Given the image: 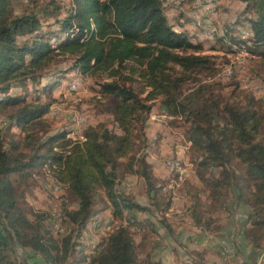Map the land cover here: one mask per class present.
<instances>
[{"label": "trees", "instance_id": "obj_1", "mask_svg": "<svg viewBox=\"0 0 264 264\" xmlns=\"http://www.w3.org/2000/svg\"><path fill=\"white\" fill-rule=\"evenodd\" d=\"M241 1L250 10L247 14L256 16H248V26L238 35L229 32V51L234 53L237 46L264 59V0ZM174 18L178 25L171 23L163 0H73L60 21V34L46 37L38 34L43 27L38 14L15 15L13 0H0V111L16 108L8 117V132H21L17 139L11 135L8 146L0 140V219L6 232L0 234V264H19L10 256L12 245L39 254L45 264H162L149 249L154 224L147 223L140 242L135 238L136 226L145 224L135 215L148 209L118 190L120 175H131L144 180L152 201L163 196L167 180H160L137 152L156 101L166 116L186 124L211 210L227 204L228 190L222 189L228 187L234 210L249 209L241 230L252 247L245 261L258 264L264 253V108L251 94L241 100L226 98L223 87L212 81L219 72L218 60L204 54V42H193V31L184 28L191 18ZM243 30L251 33L246 40ZM52 39L58 40L56 46ZM61 55L73 59V71L102 78L99 94L113 101L120 132L99 123L87 127L82 140L68 138L67 132L51 134L45 120L51 104L9 94L13 81L22 77L21 82H36L39 72ZM233 161L243 169L238 184L225 182L223 172L219 179L207 175ZM46 172L69 194L71 204L63 205L62 223L71 228L62 232L51 214L23 207L34 179ZM162 199L155 205L166 206L167 215L171 203ZM107 211L119 224L88 253L80 240ZM210 212L202 205L192 208L190 217L196 227L211 230L212 216L206 218Z\"/></svg>", "mask_w": 264, "mask_h": 264}, {"label": "rangeland", "instance_id": "obj_2", "mask_svg": "<svg viewBox=\"0 0 264 264\" xmlns=\"http://www.w3.org/2000/svg\"><path fill=\"white\" fill-rule=\"evenodd\" d=\"M197 1L163 0L170 19L173 14L178 17L184 14L187 20L188 17L191 18L188 25L190 28L188 31H193L191 39L193 42H204V54L214 56L218 60L219 72L212 81L223 87L226 98L241 100L251 94L264 108V59L241 51L237 46L232 47L234 53L229 51L231 46L229 32L238 35L240 28L248 26L249 23L246 21L248 16L255 17V13L247 14L250 10L246 12V4L241 0H205L207 11L196 7ZM72 3L73 0H13V7L15 15L30 12L38 14L43 26L38 34L50 37L60 34V21L68 16ZM243 32L247 34L249 31ZM246 34L241 33L242 39L246 40L251 35L250 32L248 36ZM57 43L58 40L52 39L53 46ZM72 68L71 57L58 56L39 72L40 76L36 82L31 79L21 82L22 77L13 81L9 94L27 102L51 104L49 113L45 116L51 134L67 132L68 138L74 141L82 140L84 130L99 123H106L120 132L115 128L113 101L99 94V83L103 81L102 78L97 74H80ZM78 78L81 79L80 85L72 86ZM15 110L16 108H9L0 111V140H3L6 146L12 139L11 135L15 139L21 137L19 129L13 128L8 132L10 126L8 117ZM144 133L137 152L146 157L152 164L155 175L162 181L167 180V184L163 196H158L152 201L143 179L120 175L119 193L148 209L147 213L135 215L140 222L145 223L136 226V240L138 242L142 240L141 234L146 233V225L151 222L160 229H156L149 249L153 250L154 260H160L162 264H172V261L167 260L168 253L180 256L175 264H246L245 258L252 247L244 240L241 230L248 223L249 209L241 207L234 210L230 194L232 188L228 187L222 189L223 192L228 190V197L225 198L227 204L218 205L215 210H211L207 200L209 192L198 178V166L192 157L190 143L186 139V124L182 120L174 121L166 116L160 108V102L156 101L146 121ZM172 159L180 160L182 164L184 173L179 178L172 177L171 172L174 174L176 172L168 168V162ZM221 172L224 173L225 182L236 181L238 184L243 169L239 161H233L222 169H216L213 174L208 172L207 175L210 178L214 175L215 179H219L222 178ZM34 180L31 189L26 192L24 209L32 213L51 214L56 218V230L58 232L66 230L69 226L62 223V208L64 204H71L66 189L59 186L47 172ZM165 197L166 201L171 203L167 215L163 212L166 206L162 205L159 209L155 205L162 203V198ZM202 205L205 211H212L206 214V218L212 216L210 219L214 224L211 230L196 227L190 217V210ZM133 220L136 221L135 218ZM115 222L107 211L91 223L80 240L88 253L94 252L105 235L119 224V221ZM139 227H142V231H139ZM185 230L192 234L187 236ZM58 232L56 231V236H59ZM5 233L0 219V234L5 236ZM184 246L188 249L184 250ZM11 250V258L17 260L19 264H45L39 254L30 249L12 245ZM145 250L144 247L139 250L143 258L146 257ZM261 263L264 264V254Z\"/></svg>", "mask_w": 264, "mask_h": 264}, {"label": "crops", "instance_id": "obj_3", "mask_svg": "<svg viewBox=\"0 0 264 264\" xmlns=\"http://www.w3.org/2000/svg\"><path fill=\"white\" fill-rule=\"evenodd\" d=\"M167 16H168V15H167ZM168 17H169V16H168ZM174 17H177L176 14H175V15L173 14V16H172V18L170 19V21H171V23H175L176 25H178L180 21H178V19H175ZM181 21H182V20H181ZM176 27L178 28V26H176ZM184 28H187V29L190 30V28H189V26H188L187 24L184 26ZM156 229L159 230L160 227H156ZM199 230H200V229H199ZM186 231H187V230H185L184 233H186L187 236L192 234V233H189V232H186ZM187 236L185 237V240H186ZM190 240H191V239H190ZM182 244H183V243H182ZM182 248H183V247H182ZM183 249H184V250H185V249L187 250L188 248H187V246H184ZM206 256H207V255H206ZM179 258H180V256H178V255H176V254H174V253H172V254L168 253V255H167V260L172 261V264H175L174 262L179 261Z\"/></svg>", "mask_w": 264, "mask_h": 264}, {"label": "built area", "instance_id": "obj_4", "mask_svg": "<svg viewBox=\"0 0 264 264\" xmlns=\"http://www.w3.org/2000/svg\"><path fill=\"white\" fill-rule=\"evenodd\" d=\"M196 7L198 8H201V9H205L206 10V3H205V0H198L196 2ZM207 11V10H206ZM242 33L246 34L245 32L242 31ZM80 81L81 79L78 78V80L76 81V83H74L72 86H79L80 85ZM70 88V87H69ZM174 163V162H173ZM182 168H178L177 167V174L175 177H178L179 178V174H180V171H181ZM174 199V198H173ZM264 254V253H263ZM263 254L261 255V257L259 258L258 260V264H262L261 261L263 260Z\"/></svg>", "mask_w": 264, "mask_h": 264}, {"label": "bare ground", "instance_id": "obj_5", "mask_svg": "<svg viewBox=\"0 0 264 264\" xmlns=\"http://www.w3.org/2000/svg\"><path fill=\"white\" fill-rule=\"evenodd\" d=\"M207 10V9H206ZM205 10V11H206ZM78 80V79H77ZM76 80V81H77ZM76 83V82H75ZM174 162V163H173ZM181 166H182V164H181V162H180V160H175V159H172V160H170L169 162H168V168L171 170V171H175L176 172V174H177V167L178 168H181ZM184 173V170H183V168L181 169V171H180V174H179V176L180 175H182ZM183 177V176H182Z\"/></svg>", "mask_w": 264, "mask_h": 264}]
</instances>
